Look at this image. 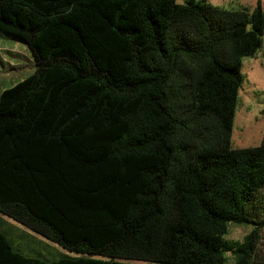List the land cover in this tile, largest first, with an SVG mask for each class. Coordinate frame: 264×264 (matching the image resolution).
Wrapping results in <instances>:
<instances>
[{"label":"trees","instance_id":"1","mask_svg":"<svg viewBox=\"0 0 264 264\" xmlns=\"http://www.w3.org/2000/svg\"><path fill=\"white\" fill-rule=\"evenodd\" d=\"M260 1L0 0L36 67L0 93V215L78 255L0 232V264H257L264 135L231 137ZM229 224L254 228L231 245Z\"/></svg>","mask_w":264,"mask_h":264},{"label":"rangeland","instance_id":"2","mask_svg":"<svg viewBox=\"0 0 264 264\" xmlns=\"http://www.w3.org/2000/svg\"><path fill=\"white\" fill-rule=\"evenodd\" d=\"M187 0H176L184 4ZM208 4L228 10L247 9L252 12L258 0H203ZM264 13V0L260 1ZM35 63L26 47L19 39L0 32V93L28 78L35 72ZM243 83L238 93L233 128L232 147L244 149L257 147L264 135V34L262 47L252 57L242 59ZM253 225L229 224L223 237L228 244L241 243L253 230ZM0 232L20 254L44 261H57L65 257H78L59 246L32 233L23 226L0 215ZM257 244V264H264V229L259 232ZM229 264L231 255L227 254Z\"/></svg>","mask_w":264,"mask_h":264}]
</instances>
